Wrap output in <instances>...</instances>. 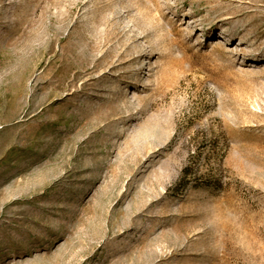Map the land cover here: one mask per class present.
Wrapping results in <instances>:
<instances>
[{
  "label": "rangeland",
  "instance_id": "1",
  "mask_svg": "<svg viewBox=\"0 0 264 264\" xmlns=\"http://www.w3.org/2000/svg\"><path fill=\"white\" fill-rule=\"evenodd\" d=\"M0 264H264V0H0Z\"/></svg>",
  "mask_w": 264,
  "mask_h": 264
}]
</instances>
